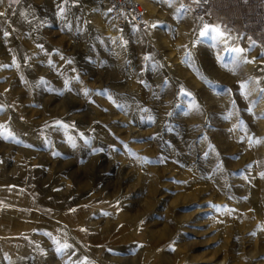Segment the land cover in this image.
I'll return each instance as SVG.
<instances>
[{"label": "rangeland", "instance_id": "1", "mask_svg": "<svg viewBox=\"0 0 264 264\" xmlns=\"http://www.w3.org/2000/svg\"><path fill=\"white\" fill-rule=\"evenodd\" d=\"M97 1L0 3V264H264V0Z\"/></svg>", "mask_w": 264, "mask_h": 264}, {"label": "built area", "instance_id": "2", "mask_svg": "<svg viewBox=\"0 0 264 264\" xmlns=\"http://www.w3.org/2000/svg\"><path fill=\"white\" fill-rule=\"evenodd\" d=\"M181 3L193 14H203L211 0H180ZM107 13L110 20L119 28L128 24L144 27L147 18L141 5L136 0H106Z\"/></svg>", "mask_w": 264, "mask_h": 264}, {"label": "bare ground", "instance_id": "3", "mask_svg": "<svg viewBox=\"0 0 264 264\" xmlns=\"http://www.w3.org/2000/svg\"><path fill=\"white\" fill-rule=\"evenodd\" d=\"M140 5H141V7L143 8V6L146 8H148L149 7V5H148V2H147V0H136ZM81 7H82V5H81ZM96 7H97V9L99 10V11H97V13H96V18L98 19V21H99V24H101V25H105V18L103 17L104 15H106L107 16V7L105 6V1L103 2V0H101L100 2H98L97 1V4H96ZM144 10V9H143ZM84 12H85V14H88V10H84ZM144 12H145V10H144ZM94 14V13H93ZM145 15H146V12H145ZM94 16V17H95ZM109 17V16H108ZM77 18V17H76ZM23 24V23H22ZM114 24V27H116V30H114L115 32L116 31H119V29L117 28L118 26H116L115 25V23H113ZM18 25V24H17ZM82 25H83V23H82ZM81 25V26H82ZM15 25H14V23H13V29L15 30ZM20 27V26H19ZM105 27V26H104ZM136 27V26H135ZM28 29V28H27ZM23 30V29H22ZM114 32V33H115ZM14 51L15 52H17V54L21 57V58H23L24 57V55H25V52H22L21 50H17L16 48L14 49ZM181 68V67H180ZM182 69V68H181ZM179 71V70H178ZM180 72H181V70H180ZM184 72V71H183ZM215 81V80H214ZM203 92H205V91H203ZM197 93V92H196ZM209 94H211V93H209ZM200 97V96H199ZM217 101H220V100H217ZM216 101V102H217ZM206 113V112H205ZM230 116V115H229ZM196 119V118H195ZM216 131H217V129H216ZM216 133V132H215ZM218 133V132H217ZM223 133V132H222ZM228 133V132H227ZM219 134V133H218ZM218 134H216L217 136H218ZM220 135V134H219ZM232 136H233V134H232ZM218 137H220V136H218ZM220 139V138H219ZM218 139V140H219ZM225 139V138H224ZM228 139H229V137H228ZM254 179H256V177L254 178ZM249 188V187H248ZM247 189V188H246ZM262 189H264V187L262 188ZM254 191V190H253ZM255 192V191H254ZM264 192V191H263ZM259 194V193H258ZM264 194V193H263ZM256 197H258V196H256ZM261 200V199H260ZM263 200V199H262ZM10 227L12 228H14V227H16V226H13V225H10ZM60 232L62 231V232H68V233H70L69 232V230H67L65 227H63V226H61L60 227ZM20 245L18 246V247H16L15 249H14V251L16 252V253H18L21 249H20ZM14 253V252H13Z\"/></svg>", "mask_w": 264, "mask_h": 264}, {"label": "snow or ice", "instance_id": "4", "mask_svg": "<svg viewBox=\"0 0 264 264\" xmlns=\"http://www.w3.org/2000/svg\"><path fill=\"white\" fill-rule=\"evenodd\" d=\"M3 2H4V0H0V3H3ZM63 2H66V0H62V3H63ZM61 10H63V9H61ZM3 15H4V13H0V16H3ZM206 30H207V28H206ZM215 31H216L220 36H223V35H224V33L221 32L219 28H216ZM4 35H5V36H8L9 33H8V32H5ZM236 51H243V50H242V49H237ZM262 91H264V90H262ZM65 127H67V125H65ZM65 247H68V246L65 245Z\"/></svg>", "mask_w": 264, "mask_h": 264}]
</instances>
